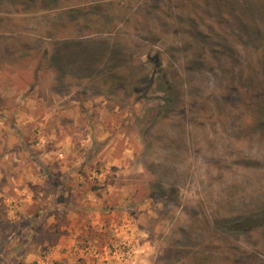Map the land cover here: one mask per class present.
Here are the masks:
<instances>
[{"label": "rangeland", "instance_id": "1", "mask_svg": "<svg viewBox=\"0 0 264 264\" xmlns=\"http://www.w3.org/2000/svg\"><path fill=\"white\" fill-rule=\"evenodd\" d=\"M0 264H264V0H0Z\"/></svg>", "mask_w": 264, "mask_h": 264}, {"label": "trees", "instance_id": "2", "mask_svg": "<svg viewBox=\"0 0 264 264\" xmlns=\"http://www.w3.org/2000/svg\"><path fill=\"white\" fill-rule=\"evenodd\" d=\"M25 1H28V2H31V0H25ZM45 2H47V3H49V4H51V3H53V2H56V1H59V0H44ZM73 8V12H78V11H80V9L78 8V7H72ZM66 13V12H65ZM64 12H62V14H65ZM63 16V15H62ZM111 56V55H110ZM158 63V62H157ZM160 65H161V63H160ZM116 77V76H115ZM169 102H172V100H169ZM176 102V101H175ZM260 210H263V209H260Z\"/></svg>", "mask_w": 264, "mask_h": 264}]
</instances>
